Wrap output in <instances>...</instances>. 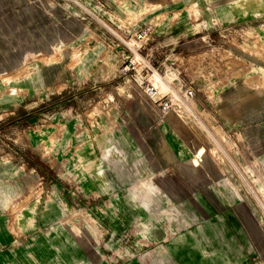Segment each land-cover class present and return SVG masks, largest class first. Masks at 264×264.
Instances as JSON below:
<instances>
[{"label": "rangeland", "instance_id": "1", "mask_svg": "<svg viewBox=\"0 0 264 264\" xmlns=\"http://www.w3.org/2000/svg\"><path fill=\"white\" fill-rule=\"evenodd\" d=\"M0 264H264V0H0Z\"/></svg>", "mask_w": 264, "mask_h": 264}, {"label": "built area", "instance_id": "2", "mask_svg": "<svg viewBox=\"0 0 264 264\" xmlns=\"http://www.w3.org/2000/svg\"><path fill=\"white\" fill-rule=\"evenodd\" d=\"M139 61H140V58L138 54L133 53L126 60V64L123 67V70L125 72L136 70L139 67L138 65ZM142 85H143V82H141V86ZM142 87H144L146 94L150 96L152 99H154L159 104V106H161L163 110H167L171 107L173 103L172 97L170 95L161 96L154 82H150ZM183 96L185 97V99H191L194 96V91L192 89L187 88L184 91Z\"/></svg>", "mask_w": 264, "mask_h": 264}, {"label": "bare ground", "instance_id": "3", "mask_svg": "<svg viewBox=\"0 0 264 264\" xmlns=\"http://www.w3.org/2000/svg\"><path fill=\"white\" fill-rule=\"evenodd\" d=\"M152 77H153V82L155 83V85L157 86V89H158V91L160 92V93H164L165 92V90H166V86H165V83H164V81L162 80V79H160L158 76H156V75H152ZM150 81H152V79L150 80ZM189 144V146H191L192 147V145H190V143H188ZM199 147H200V149H199ZM202 147H203V145H200V146H198V151H199V153L200 152H202L203 151V149H205V148H203L202 149ZM198 153V152H197ZM196 160V159H195ZM193 161H194V159H193ZM195 163H197V161L195 162ZM99 180L102 182V176H99Z\"/></svg>", "mask_w": 264, "mask_h": 264}, {"label": "crops", "instance_id": "4", "mask_svg": "<svg viewBox=\"0 0 264 264\" xmlns=\"http://www.w3.org/2000/svg\"><path fill=\"white\" fill-rule=\"evenodd\" d=\"M190 137H191V136H190L189 134L185 136V138H190Z\"/></svg>", "mask_w": 264, "mask_h": 264}]
</instances>
